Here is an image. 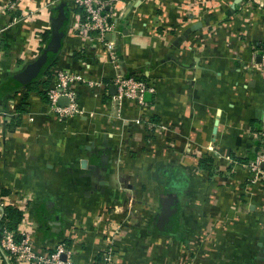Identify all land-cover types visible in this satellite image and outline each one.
<instances>
[{
    "label": "crops",
    "instance_id": "0c3cea01",
    "mask_svg": "<svg viewBox=\"0 0 264 264\" xmlns=\"http://www.w3.org/2000/svg\"><path fill=\"white\" fill-rule=\"evenodd\" d=\"M234 2L116 0L112 61L69 1L0 0V206L22 210L18 232L43 250L65 241L81 264L110 243L113 264H264V184L247 166L264 117V0ZM58 18L39 74L54 60L48 89L60 70L82 76L70 84L82 112L62 118L46 86L28 90L39 74L16 79ZM118 74L155 91L116 102Z\"/></svg>",
    "mask_w": 264,
    "mask_h": 264
},
{
    "label": "built area",
    "instance_id": "2783aa9c",
    "mask_svg": "<svg viewBox=\"0 0 264 264\" xmlns=\"http://www.w3.org/2000/svg\"><path fill=\"white\" fill-rule=\"evenodd\" d=\"M70 2V7L73 9H82L84 21L82 26L85 30L93 31V38L104 45V49L108 53L109 59L112 61L117 60V53L114 49V44L110 40H106V34L111 30L112 26L108 22L104 7L106 5H113L116 0H66ZM2 29H0L1 34ZM258 55L261 60L258 63L264 71V43L258 49ZM255 56V54H254ZM253 56V60H254ZM82 80L79 73H72L60 70L56 74V83L47 91L48 96V109L55 114L58 118L63 116L79 114L82 109L77 104L75 91L70 87L71 82ZM113 83L116 85V93L114 100L120 102L122 100H133L138 104H143V96L145 92H154V84L147 79L138 75H115ZM64 96L67 98V105L58 104V98ZM257 136L259 139V151L254 159L247 163V166L254 172L255 176L264 184V117L260 121L257 129ZM264 187V185H262ZM20 235V237L17 236ZM1 246L7 251V260L14 258L15 254L20 253L21 256L25 255L28 260L38 264H81L74 260L73 251L65 241L58 242L51 251H43L41 254H34L29 251V237L28 234L22 231L4 230L1 237ZM10 264H13L10 262ZM86 264H113V248L110 246L105 247L103 254L99 261L92 260Z\"/></svg>",
    "mask_w": 264,
    "mask_h": 264
},
{
    "label": "trees",
    "instance_id": "16d2710c",
    "mask_svg": "<svg viewBox=\"0 0 264 264\" xmlns=\"http://www.w3.org/2000/svg\"><path fill=\"white\" fill-rule=\"evenodd\" d=\"M78 11L81 12V16L84 19L83 10L79 8ZM43 36H44V38H46L47 33H44ZM53 63H54V60H52L49 64L46 65V67L38 75L36 80H33V81L29 82L28 84H26L28 90L38 89V86H41V85L46 86V87L43 86L44 89L39 90L40 94L42 95L44 100H48V96H47V91H48V88H47V85H48L47 82L48 81L47 80L48 79L46 78L43 80V77L49 75V71H50L49 69L53 65ZM132 75H134V74H132ZM18 111H24V109L22 107H18ZM199 164L202 167L205 166L203 164V160H200ZM22 216H23L22 210L13 206V205L0 206V253H1L0 264H10L9 260H7V251H5L3 249V247L1 246V237L3 235V232H4V230H10V231L17 232V228H18V225L22 219ZM17 236L20 237L19 234H17ZM14 262L15 261H12V263H14Z\"/></svg>",
    "mask_w": 264,
    "mask_h": 264
},
{
    "label": "water",
    "instance_id": "95a60500",
    "mask_svg": "<svg viewBox=\"0 0 264 264\" xmlns=\"http://www.w3.org/2000/svg\"><path fill=\"white\" fill-rule=\"evenodd\" d=\"M239 1L240 0H235L232 7L236 8L237 3ZM60 8L64 9L65 3H61ZM61 26H62V22H61L60 18H58L56 20V22L53 23V30H52L51 39L48 42L46 48L43 50L40 57L37 60H35L34 62L30 63L18 76H16V79H18L21 83H27L28 81H30L31 79L36 77L39 74V72L41 71L42 66L47 61L48 57L55 52V49L59 46V43H60ZM260 60H261V58H260V56H258L257 61L260 62ZM112 88H113V91L116 90V85L114 84L112 86ZM67 103H68V100L66 97L60 96L58 98V104L64 106V105H67ZM261 165L264 168V162Z\"/></svg>",
    "mask_w": 264,
    "mask_h": 264
},
{
    "label": "rangeland",
    "instance_id": "374dc122",
    "mask_svg": "<svg viewBox=\"0 0 264 264\" xmlns=\"http://www.w3.org/2000/svg\"><path fill=\"white\" fill-rule=\"evenodd\" d=\"M132 216L135 217V213H132ZM26 227H28V225ZM26 227L23 224L19 230L24 232V233H26V234H28L29 246H30L29 251L30 252H32L34 254H41L43 251H51L52 250L53 247L50 250L46 249V248L44 250L43 249H38V247H37L38 244L35 242V240H33L32 231L28 230ZM117 232L120 235V231L118 230ZM108 246L113 248V262H114V258H115V255H116V247H118V246L115 243H110ZM15 257H16V259H14V258L9 259V262L15 261L14 263H16V262H25L27 264H38L35 261L32 262V259L28 260L27 258H25V255L21 256L20 253L15 254Z\"/></svg>",
    "mask_w": 264,
    "mask_h": 264
}]
</instances>
